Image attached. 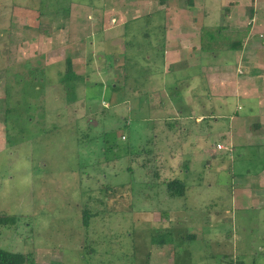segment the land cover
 Segmentation results:
<instances>
[{
  "label": "rangeland",
  "instance_id": "1",
  "mask_svg": "<svg viewBox=\"0 0 264 264\" xmlns=\"http://www.w3.org/2000/svg\"><path fill=\"white\" fill-rule=\"evenodd\" d=\"M144 1L0 0V217L17 218L0 248L28 264H264V145L233 144L238 99L208 97L199 70L139 60L165 26ZM71 57L87 68L65 90Z\"/></svg>",
  "mask_w": 264,
  "mask_h": 264
},
{
  "label": "crops",
  "instance_id": "2",
  "mask_svg": "<svg viewBox=\"0 0 264 264\" xmlns=\"http://www.w3.org/2000/svg\"><path fill=\"white\" fill-rule=\"evenodd\" d=\"M153 1L142 2L147 12L152 6V12L146 16L158 17L161 13L165 26L163 28L160 20L156 24V29L161 31L162 36L156 38L154 47L156 55L141 54L139 60L163 59L167 73L179 71L182 74L186 71L199 70L201 78H206L211 82L210 87H214L215 95L208 94V97L230 96L238 99L237 112L231 118L233 123L229 133L233 144L238 136H243L246 142L253 141L264 145V0H188L186 5L185 0H159L158 6ZM71 22H74L73 19ZM125 25L127 26V23L124 27ZM69 26L72 27L70 23L67 25L68 29ZM229 36L232 41L228 40ZM236 39L242 42L241 50L233 49L239 43L233 42ZM222 40L226 41L228 47L225 43L220 44ZM83 42L81 41V46L87 49ZM73 47L74 45H71V49L74 50ZM71 60L75 74L81 79L87 67L80 73L75 69L74 58L71 57ZM158 73L161 75V72L156 74ZM122 87L123 85L120 88ZM191 117H194L198 124L207 119L195 113L191 114ZM236 124H243V128L237 130ZM260 176L264 179V172L260 173ZM263 179H260L263 185L257 181V185L262 189ZM245 190L251 191L250 188Z\"/></svg>",
  "mask_w": 264,
  "mask_h": 264
},
{
  "label": "trees",
  "instance_id": "3",
  "mask_svg": "<svg viewBox=\"0 0 264 264\" xmlns=\"http://www.w3.org/2000/svg\"><path fill=\"white\" fill-rule=\"evenodd\" d=\"M103 34V33H102ZM228 40L232 41L233 39L229 36ZM234 43H238L239 39H236L235 41H233ZM234 50H241L242 49V42L240 41L237 44V47L233 48ZM66 73H65V77L63 78V85L65 90H67L68 85L70 83H72V90H75V86L76 83H78L79 81V77L75 74L74 69H73V63L71 58L66 60ZM90 128V127H89ZM89 128L87 130H89ZM106 136L108 135L107 133H105ZM106 144H107V149L109 150H114V149H119V147H117L118 145H116L115 143H110V141L108 140V138H106L105 140ZM228 151V150H226ZM229 152V151H228ZM153 152H151L150 150H148L147 154H151ZM117 155V154H116ZM117 156H115L114 158H116ZM119 159V157H117ZM116 158V159H117ZM184 165V164H183ZM185 166V165H184ZM131 168V169H130ZM130 172H133V168L129 167L128 168ZM158 173V172H157ZM166 183V187H167V191L170 194L171 198H184L187 194V192L189 191L190 187L187 186L186 182L182 179H174L172 181H167ZM125 185V184H124ZM124 185H117L114 187H106L105 189L108 191H113V190H119L121 188V186L123 187ZM118 188V189H116ZM121 194V193H120ZM122 195V194H121ZM92 217V215H90V213L85 210L83 212V218H84V225L85 227L89 226L90 223V218ZM94 217V216H93ZM17 222V218L16 217H0V225H4V226H9V225H14ZM191 238H195V236H191ZM29 256L25 255L23 253H13V252H8L6 250H3L0 248V264H28L29 261Z\"/></svg>",
  "mask_w": 264,
  "mask_h": 264
},
{
  "label": "built area",
  "instance_id": "4",
  "mask_svg": "<svg viewBox=\"0 0 264 264\" xmlns=\"http://www.w3.org/2000/svg\"><path fill=\"white\" fill-rule=\"evenodd\" d=\"M217 147H218L219 150H225L224 146L222 147V146L218 145Z\"/></svg>",
  "mask_w": 264,
  "mask_h": 264
}]
</instances>
